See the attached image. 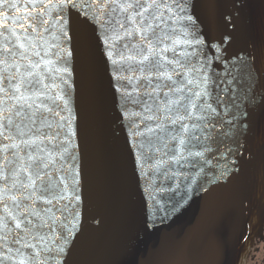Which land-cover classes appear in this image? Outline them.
Masks as SVG:
<instances>
[{
    "label": "snow or ice",
    "instance_id": "snow-or-ice-1",
    "mask_svg": "<svg viewBox=\"0 0 264 264\" xmlns=\"http://www.w3.org/2000/svg\"><path fill=\"white\" fill-rule=\"evenodd\" d=\"M199 2L29 0L25 26L13 15L20 0H0V264H69L79 236L82 169L72 144L70 59L78 52L64 47L77 32L82 57L95 52L110 62L121 123L135 152L129 167L150 201L145 232L181 211L188 192L203 187L197 178H206V166L220 170L217 180L229 172L226 158L244 147L239 137H246L252 113L264 104V90L258 91L264 68L254 40L241 54L224 55L249 0H234L220 35L207 40L195 14ZM49 9L52 20L44 19ZM239 171L235 167L229 179Z\"/></svg>",
    "mask_w": 264,
    "mask_h": 264
},
{
    "label": "water",
    "instance_id": "water-1",
    "mask_svg": "<svg viewBox=\"0 0 264 264\" xmlns=\"http://www.w3.org/2000/svg\"><path fill=\"white\" fill-rule=\"evenodd\" d=\"M40 2L46 5L48 0ZM20 3L21 9L13 15L22 16L27 26L31 21L23 5L29 0ZM233 6L234 0H200L195 14L204 24L201 31L205 27L202 39L220 35V21ZM262 11L261 0H249L233 43L229 47L224 45L226 59L241 54L239 50L247 49L254 40L258 65L264 68ZM44 19L52 20L51 9ZM10 27L21 32L19 25ZM82 36L77 32L73 43L64 45L69 50L76 47L78 52L77 58H70L75 69L71 77L74 81L71 107L76 116L72 121L76 133L72 144L78 157L77 170L82 169L76 208L79 236L77 239L73 236L76 240L69 264H239L253 236L264 224V104L252 113L246 137H239V144L244 147L226 158L229 172L217 180L220 170L213 167L208 171L206 166V178L203 174L197 178L203 187L188 192L181 211L170 214L162 224L157 221L155 229L149 226L145 232L143 224L150 201L143 180L129 167L135 160V152L129 128L121 123L124 113L117 107L118 93L112 87L111 65L106 57L95 52L82 57L79 54ZM99 45L104 47L102 39ZM260 90H264V81ZM129 108L142 112V108L134 105ZM136 123L141 124L143 131L142 122L138 119ZM237 166L240 171L229 179ZM197 187L193 185L194 189Z\"/></svg>",
    "mask_w": 264,
    "mask_h": 264
},
{
    "label": "flooded vegetation",
    "instance_id": "flooded-vegetation-1",
    "mask_svg": "<svg viewBox=\"0 0 264 264\" xmlns=\"http://www.w3.org/2000/svg\"><path fill=\"white\" fill-rule=\"evenodd\" d=\"M242 264H264V226L262 233L254 238Z\"/></svg>",
    "mask_w": 264,
    "mask_h": 264
}]
</instances>
